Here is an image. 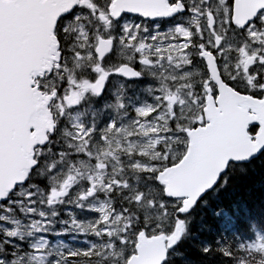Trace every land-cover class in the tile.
<instances>
[{"label": "snow or ice", "instance_id": "6c2138e0", "mask_svg": "<svg viewBox=\"0 0 264 264\" xmlns=\"http://www.w3.org/2000/svg\"><path fill=\"white\" fill-rule=\"evenodd\" d=\"M0 264H264V0H0Z\"/></svg>", "mask_w": 264, "mask_h": 264}, {"label": "trees", "instance_id": "16d2710c", "mask_svg": "<svg viewBox=\"0 0 264 264\" xmlns=\"http://www.w3.org/2000/svg\"><path fill=\"white\" fill-rule=\"evenodd\" d=\"M259 168V166L257 165V169ZM240 179V182L241 183H247L248 181L245 180V178H239ZM252 180L253 181H258L259 180V176H255V177H252Z\"/></svg>", "mask_w": 264, "mask_h": 264}]
</instances>
